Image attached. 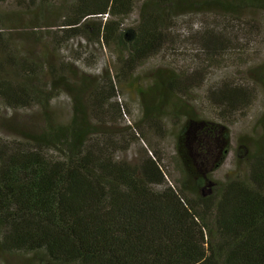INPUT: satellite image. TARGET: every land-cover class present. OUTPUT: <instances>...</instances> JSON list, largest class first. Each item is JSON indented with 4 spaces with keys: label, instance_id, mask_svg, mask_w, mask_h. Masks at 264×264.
Segmentation results:
<instances>
[{
    "label": "trees",
    "instance_id": "obj_1",
    "mask_svg": "<svg viewBox=\"0 0 264 264\" xmlns=\"http://www.w3.org/2000/svg\"><path fill=\"white\" fill-rule=\"evenodd\" d=\"M29 1L59 16L43 24L62 30L60 49L72 52L75 38L95 37L118 67L86 95L82 84L65 79L48 62L20 60L3 37L8 24L20 19L0 11V106L16 111L38 105L47 116L39 133L0 139V251L48 264H264V111L256 128L237 139V173L226 180L213 173L232 149L230 129L225 121L202 116V105L216 108L222 119L252 105L247 86L254 82L264 90V62L248 69V84L234 78L212 82L200 74L201 86L195 87L187 69L171 66L152 73L151 86L140 91L143 116L135 133L151 144L148 134L163 133V116L172 117L179 126L174 132L178 187L168 183L153 146L136 163L117 159L120 141L104 120L111 106L116 120L125 114L114 101L118 86L141 64L168 48L185 55L169 38L178 15L211 14L215 20L188 42L198 51L197 64L233 62L250 44L241 38L244 32L261 28L250 15L264 18V0ZM135 12L134 28L123 29ZM46 67L51 92L64 88L72 95V119L63 128L50 120L51 95L41 94L37 85ZM212 153L217 168L208 170Z\"/></svg>",
    "mask_w": 264,
    "mask_h": 264
},
{
    "label": "rangeland",
    "instance_id": "obj_2",
    "mask_svg": "<svg viewBox=\"0 0 264 264\" xmlns=\"http://www.w3.org/2000/svg\"><path fill=\"white\" fill-rule=\"evenodd\" d=\"M0 11L6 14L8 19H12L15 16L20 19L17 20V23H9L8 25L12 27L4 29L3 36L6 41L10 42L11 48H16L20 60L26 59L41 65L48 62L51 67L57 68L56 70L59 69L60 73L62 72L65 75V79L82 84L85 88L84 93L96 86V80L99 81L100 79L102 81L103 77L108 73L111 74V77L115 74V68L118 66L116 65L114 54L98 42L95 37H91V40L84 36L75 38L70 42L72 52L60 49L58 33L62 30L57 27H47L44 26L46 24H43L44 19L49 18L46 21H57L59 16H56L53 10H49L45 5L31 4L29 0H20L19 3L17 1H1ZM250 18L253 20V25L261 27L260 29L254 28L252 31L250 30L251 32L248 30L250 33L245 31L244 35L241 36L242 39H249L250 44L245 46L243 51L237 52L233 62L221 60L220 64L211 63L208 66H201L195 62L193 58L198 51L197 49L192 50L188 42L193 36L198 37L197 34L201 33L202 29L214 23L213 16L211 14H190L178 15L175 18L170 31V42L172 41L173 47L185 50V55L179 50L172 51V49L168 48L165 52L145 61L128 82L118 86L117 97L114 101L124 107L125 114L123 117L116 120L117 113L114 106L108 107L106 109L107 116H103L107 126L115 133L114 140L120 141V148L116 153L117 159H124L131 164L136 163L141 155L145 154L146 151L150 152L152 150L151 146H153V149L160 154V163L167 173L168 183L175 187L179 186L178 182L181 177L175 166L176 151L174 140L175 127L179 126L174 124L169 114L164 115L163 127H165V130L163 133L160 135L155 133L148 134L152 145L142 135L135 133V131L138 132L136 123L143 116L140 91L151 86V76L154 71L168 66L177 69H187L192 84L193 80L194 83L201 81L200 74L203 79L207 77L212 82L234 78L247 83L248 80L252 79L250 75V77L247 76L246 72L248 69L264 62V25L261 24L264 18L262 14L250 15ZM97 19L99 18L95 19V24L99 22ZM243 19L247 21L248 15H244ZM137 20L138 16L135 12L125 21L123 29H133ZM132 36L131 31H129L127 38L130 39ZM240 58L243 59L242 62H239ZM49 72L47 67L41 72L39 76L40 82L37 85H40L39 88L43 91L41 94L48 95L50 93L51 103L49 104L47 115H49L54 126L63 128L69 125L72 119V95L68 89L64 88L51 92V87H49L51 76ZM200 86L201 82L195 84V87ZM247 87H251L254 94L252 105L237 110L236 114L231 117L222 119L216 114V108L212 110L211 106L202 105L204 110L202 116L217 119L218 122L225 121L231 134L232 149L223 165L214 171L213 177L216 180H226L237 173L233 156L237 139L256 128V120L264 111L263 88L254 82L249 83ZM198 93L201 94L200 89L197 91V95ZM193 104L196 103L193 102ZM164 110L168 112L170 107L164 108ZM46 117V114L38 105L26 110L16 111L1 105L0 139L6 142L24 140L26 134L30 136L39 133L44 128ZM257 130L261 132L259 127L255 131L257 132ZM133 134H137L135 138L132 137ZM216 159V153H212L209 156L206 162L208 170L215 166L214 164L217 163ZM216 168L214 167V169ZM0 264L48 263L38 257L11 255L0 251Z\"/></svg>",
    "mask_w": 264,
    "mask_h": 264
}]
</instances>
